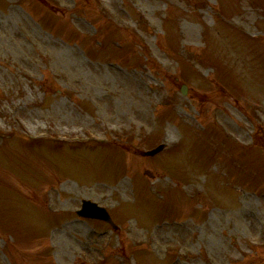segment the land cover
Listing matches in <instances>:
<instances>
[{
    "label": "rangeland",
    "instance_id": "1",
    "mask_svg": "<svg viewBox=\"0 0 264 264\" xmlns=\"http://www.w3.org/2000/svg\"><path fill=\"white\" fill-rule=\"evenodd\" d=\"M0 264H264V0H0Z\"/></svg>",
    "mask_w": 264,
    "mask_h": 264
},
{
    "label": "water",
    "instance_id": "2",
    "mask_svg": "<svg viewBox=\"0 0 264 264\" xmlns=\"http://www.w3.org/2000/svg\"><path fill=\"white\" fill-rule=\"evenodd\" d=\"M154 153L156 152H151L149 154H154ZM79 214L83 216L102 218L109 222L112 221L111 217L108 215L105 209L98 207L97 204L92 202H84L83 209L79 212Z\"/></svg>",
    "mask_w": 264,
    "mask_h": 264
}]
</instances>
